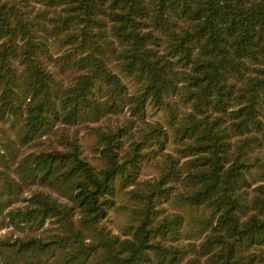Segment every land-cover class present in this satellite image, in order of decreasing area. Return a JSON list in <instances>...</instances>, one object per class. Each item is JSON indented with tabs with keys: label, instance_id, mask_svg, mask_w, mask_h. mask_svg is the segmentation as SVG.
I'll return each instance as SVG.
<instances>
[{
	"label": "trees",
	"instance_id": "16d2710c",
	"mask_svg": "<svg viewBox=\"0 0 264 264\" xmlns=\"http://www.w3.org/2000/svg\"><path fill=\"white\" fill-rule=\"evenodd\" d=\"M0 264H264V0H0Z\"/></svg>",
	"mask_w": 264,
	"mask_h": 264
},
{
	"label": "rangeland",
	"instance_id": "374dc122",
	"mask_svg": "<svg viewBox=\"0 0 264 264\" xmlns=\"http://www.w3.org/2000/svg\"><path fill=\"white\" fill-rule=\"evenodd\" d=\"M6 230H2L0 231V235H2L3 233H5Z\"/></svg>",
	"mask_w": 264,
	"mask_h": 264
}]
</instances>
